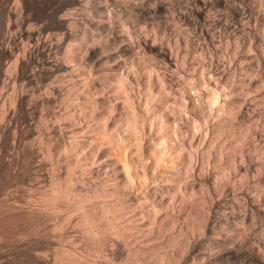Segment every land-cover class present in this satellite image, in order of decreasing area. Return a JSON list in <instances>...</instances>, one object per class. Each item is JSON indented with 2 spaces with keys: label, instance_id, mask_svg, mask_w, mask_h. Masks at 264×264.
<instances>
[{
  "label": "bare ground",
  "instance_id": "6f19581e",
  "mask_svg": "<svg viewBox=\"0 0 264 264\" xmlns=\"http://www.w3.org/2000/svg\"><path fill=\"white\" fill-rule=\"evenodd\" d=\"M7 1L8 0H0V3ZM80 1L81 0H14L15 8L11 10L10 4V10L8 9L5 13L6 25L4 27L3 25L0 26V90L4 89L3 87L8 84V82H5L7 77L10 79V76L8 75L5 77V74H12V77L14 75V82H16L15 80L23 81L19 89L14 88V93L10 98L9 107L12 109L13 115L18 112L17 108L25 109L26 112L37 105L51 108L58 96L63 102L68 95L70 96L72 93L73 96V93H75L76 95L78 94L77 97H83L82 100L84 101L83 103L86 104L85 106L89 105V110L86 108L88 110L86 111L87 116H89L87 118L95 122L94 124L89 122L93 124L92 126L89 123L87 124L86 130H89L88 134H90L89 138V135L86 136L87 139H89L88 144L86 141V144L89 146L87 155L84 159L83 157H80V159L79 156L75 157V152L80 148L79 144H81L78 138L76 139V136L78 137L76 131L80 133L77 127L81 129L80 125L82 123L76 122L78 125L80 124L79 126L72 123L73 119L76 120L75 118H77L73 117L76 110L74 109L73 113L70 112L72 107H69L70 110L65 103L70 111L66 109V112L63 113L61 108L64 105L62 107L61 105L64 103H60V108L58 107L59 109H57L56 112L61 110L62 115L60 112L58 117L55 116V122L58 121V124L60 119H63V122L65 120L66 123H68V121L71 122L65 126L63 125L64 128H61L59 125V130L63 129V132L61 131L64 133L63 137H66L68 141L67 147H63L64 151L60 149L62 152L66 153L67 148H70L72 149L70 151L75 153L73 155L74 158H79L81 161H84L81 162L79 159L75 161L68 159L67 161L65 159L66 165L64 170L66 173V180H61L62 176L60 177V173L57 174L58 170L56 171V165L53 164L55 162L51 163L55 154L49 152L52 156L54 154V157L49 155L52 158H45L51 159L50 163L54 165V168L48 177L47 187H45L43 191H41V195H39L43 207L41 206L42 208L37 210L38 215L36 213V216H34L35 224L39 226L46 219L51 217V210H54L53 212L56 214L58 209L55 211V208H60L62 201L68 202L70 208H68L64 202L63 203L67 206V210L71 209L72 213L70 212L68 216L65 214L66 216L64 219L66 221L63 218L60 220L66 223L69 219L75 217L73 220L71 219L73 225L83 231L81 234H85L84 241L80 239V241H83L81 245L86 241L85 244L88 247L85 245L84 249H81L82 253L80 250L77 251L79 249V241L77 243H75V241L72 242L74 238L69 231L73 240L72 238L69 239V236L68 242H70V244L66 241L67 243L64 242L66 244L64 245L67 246L69 244V246H75L73 245V243H75L77 244V248L75 247L77 250L67 249L68 247L62 248L61 245L58 246V243L57 245L51 246L53 248L58 246V248H52L53 252L50 251L52 254L51 259L49 258L50 256L48 257L49 250H46L47 253L45 254L44 251H42L43 253L40 252L39 255L30 256L28 260L29 264H75V261H78L80 255H91V253H93L91 256H93L94 253L105 256L106 260H104L106 263L101 262L102 264H107L108 260H110L109 262L111 264H213V262L215 263L217 260L229 261V264L230 261H241L240 264H264V43H262V37L260 38L261 34L258 36V33L254 31L257 26L254 29H252L253 27H249L250 25L248 24L252 23H250V21L247 25L244 24V18L248 17V15H245L247 14L246 7L237 4L235 0H214L212 5L221 11L225 9V12H218V14H216L217 18H214L216 17L214 15L212 19L215 20H213L214 22L211 24V14L209 16L210 12H205L209 0H194L198 7L195 9L193 8V10L190 11V16L184 17V19H188V21L192 23V29L194 30L193 34H195L196 37L188 32L191 36L182 37V41L184 44L189 45V51L193 49L194 51L201 52V54L199 53V57L204 53L205 56H202L205 57V60H202L204 59L202 56L200 57L201 60L198 58L196 61L195 59V62L191 64L192 70L191 68L188 69L191 71L190 75L195 78L196 84L204 87L202 90L200 89V91L197 90V92H192L191 89L194 88L193 85H191L192 88L190 87V82L192 80L191 76H188L189 74L187 75L188 77L186 76L187 79L189 77L191 78L190 82L189 80L187 82L182 78L183 75L181 76L180 74L182 72L185 73V69L184 67L180 68L178 66L177 55H179V49L177 48L178 51L176 50V55L172 49V44H168L170 43L171 37L167 43H165V41L163 42L162 39L159 40V37L156 36L157 32H154L155 30L153 28L155 26L152 20H150L152 21V29L154 32V36L152 37H150L148 35L149 32L147 33L146 31V35L139 34L141 31H138L139 33L135 31L138 34L136 33L132 37V35H129L130 32L128 34L127 29L125 31L123 28L124 24H122L123 22L121 21L123 18H126L124 17V11H127V13H125L128 16L129 12L134 9L133 7V9H130V6L134 3L129 4L125 2L122 6L123 10L119 7L120 12H114V20L118 21L121 26V28L120 26L116 28V26L113 25L115 21L112 20V16L109 15L108 18L105 16L108 13L106 10L107 13L103 12V14L105 13L104 21L100 19L101 17H98V19L95 18L92 15L93 13L90 12H96L102 9V1L106 0H84L86 3L82 4H87V7H85L88 9L85 11L86 9L83 6L84 10L80 7L84 12H80L81 10L79 11L80 8L78 7L81 3ZM135 1L136 0H132L131 2ZM173 1L174 0L171 2L174 4ZM177 1L178 0H176V2ZM163 2L166 3L167 0ZM106 3H108V1ZM115 3L118 4L117 1ZM155 4L157 5V2ZM146 5L148 6V4ZM167 5L168 4L165 6ZM183 5L185 6L184 3ZM258 5H260L261 9L264 11V0H259ZM191 6L193 5L191 4ZM254 6L256 7V5ZM48 7H53L56 9L57 13H61L57 15V17H59L56 23L62 31L61 33H56L54 39L52 37L53 35H44L36 23L35 25L37 27L32 26L31 24L34 23L31 21L29 27H27L26 23L25 28V22L22 18L23 9H45ZM257 7L255 9L259 10ZM178 8L181 7L178 6ZM145 9L147 10V8ZM174 9H176V7ZM187 9L189 10V8ZM182 10H184V8ZM188 10L187 13H189ZM102 11L100 16H103ZM134 11L135 10H133V12ZM173 12L172 14H174ZM214 12L216 11L214 10ZM97 13L98 15L100 14L99 11H97ZM259 13L262 14L263 12L259 11ZM153 15L157 16L158 14ZM258 15L257 13V16H255L257 20L259 19L257 18ZM154 17L155 16H153V18ZM130 19H128V21ZM153 20H155V18ZM159 20L162 21L163 19L159 18ZM165 20L167 19L165 18ZM133 21L134 25H137L135 24V20ZM142 22L145 21L142 20ZM165 23L167 22L165 21ZM168 23V26L171 25L169 21ZM140 24L141 23H139V25ZM183 24L185 23L183 22ZM134 25L132 27H134ZM210 25L214 26V31L209 27ZM255 25L254 23V27ZM145 26L147 25L145 24ZM14 27V31L12 30L13 32H11L10 30ZM182 28L184 29V27ZM139 29H141V27H139ZM142 29L146 30L144 27ZM174 29L175 28H173V32L175 31ZM77 30L83 32V34H81L82 36L85 35L84 33H86V31H91V33L93 31H98V34L100 33L99 37H106L103 38L105 39V43L100 41L102 38L98 40L95 37L97 40L93 39L91 44L89 43L90 40L89 42H85L88 45L84 46L85 49H82V46L78 44L79 42L77 41L80 37L78 36L77 38V34L79 33L76 32ZM186 31L185 33L187 34ZM256 31L258 32L260 30ZM87 33L90 36V33ZM96 33H93L92 36H98ZM150 35H152L151 31ZM92 36H90L91 39L93 38ZM197 36L199 37L197 38ZM176 37L174 36L173 38L175 39ZM225 37L232 40V45L235 44V46H238V52L234 50V55H236L233 57V60L234 62L236 61V64L237 61H241L242 64L244 62L245 66L244 64L243 66L246 73H244L242 66L243 70L241 69V73L245 75L237 74L236 70L238 69L235 67L238 68V66L234 67L230 61V63L227 62L226 59H224L227 55L226 57L223 56L224 58L220 57L225 55L222 47L225 48L227 41H224L225 44H221ZM160 38L165 39L162 36H160ZM23 39L26 41L23 42ZM64 40L68 42L66 43V50L63 56L60 58L52 56V51L59 46L58 44L60 41ZM75 40L78 42L77 44L80 45L79 49L81 48L83 53L80 51L81 49L78 51L76 50V43V46L70 45L72 41L75 42ZM175 43L178 44V41L176 40ZM72 46L75 47V53H73ZM227 46L229 47L230 45ZM183 49H186L185 52L188 50L185 46H183ZM193 50L191 52H193ZM226 51L227 48H225V52ZM145 52H147V55L149 53L152 59L149 68L148 66L150 64L142 59V57L145 56ZM195 53L196 52L193 54ZM187 54H190V52L188 53L187 51ZM119 55L126 57L130 56L136 68L132 70L124 69L125 66L123 68V64L126 63V58L121 57L123 58L122 60ZM230 56L228 57L230 58ZM187 57L189 58V56ZM192 57L193 56H191V58ZM76 58H78V60L79 58L82 59V63L81 60L78 61L80 62L78 65L80 66L81 64L82 66L80 67H83L82 69L86 66L85 64L83 65V59L85 58L88 60L90 62L89 71H95L97 75L105 71L113 72V76L116 78L117 83L120 84H117L114 88V95H116V98L113 97L114 101L111 99V102L109 98L108 102L104 101L100 103L98 98H89L88 95L85 94V91L90 88V86H88L91 83L90 79L93 81L94 76L91 78L88 77L87 79H90L87 82L85 81L86 83L82 80H79L81 81L80 83L77 82V80L73 78V76H75L74 74L77 75V69L75 70L76 66H71V64L74 65V60ZM180 59L181 62L184 63L182 61L184 59L183 55ZM186 59L185 62L188 61ZM123 61H125V63H123ZM148 61L150 60L148 59ZM241 62H238V65H240ZM185 64L187 63H184V66ZM241 67H239V70ZM85 68H87V66ZM91 71L89 73H91ZM86 72L87 70L85 73ZM93 72L91 74H93ZM54 73L56 75L60 74L58 76L62 74V76L56 78L58 76L55 77ZM187 73H189V71H187ZM52 74H54L52 77L55 78L50 81L49 78ZM91 74L88 76H91ZM33 79H35L36 82H38V79L40 80L39 82L48 79L50 81H47L44 85L43 92H41V94L39 93V95L34 98H32L33 94H29V91L27 92V89H24V85L31 82ZM67 81L69 83L71 82L70 86L64 85ZM68 82L67 84H69ZM227 86L229 87V91L227 90ZM103 87L105 86L103 85ZM225 87L227 89H225ZM63 89H65L64 92L62 91ZM86 92H88V90ZM250 92L256 93V96L254 94L252 95ZM76 95H74L75 98H77ZM96 95L97 94H95V96ZM250 95L254 96L253 98H256V101L250 98ZM0 97L2 96L0 95ZM261 104L263 105L262 107H257V105L261 106ZM101 105L103 110L97 115L95 111H97ZM214 105H216V115L212 113V107ZM81 106H84V104ZM2 108L1 106L0 122L4 119L5 122L7 120L5 117L8 115V108L4 110ZM11 109L9 111H11ZM45 113H43V115ZM80 114L81 113H79V115ZM85 115L82 117L85 118ZM42 116L39 119H42ZM213 116L215 117L211 119ZM93 119L95 121H93ZM32 121L34 122V120ZM42 121L39 122L42 123ZM47 121L48 119L46 123ZM11 123L12 121L10 124ZM89 126L93 129L89 128ZM90 130H92V134ZM62 133L60 136L63 135ZM15 135L17 137V134ZM16 137H14L13 143L16 141ZM41 139H44V137ZM41 139L39 141H41ZM46 140H48L47 136ZM65 143L66 142H64V144ZM129 147L130 150L127 152ZM62 152H60V155H64ZM98 154L101 155L100 157L104 156L106 158V163L104 162L105 158H102V161L107 167L106 169H111L113 173L112 178L114 179L117 177L119 183H112L111 185V182L109 183L108 180L103 177L105 175L103 172L106 169L102 172L103 163L98 164L101 161L97 162L96 165L93 164ZM69 155H71V152ZM82 156H84V154ZM162 160L166 164L163 163L162 165ZM8 162L9 165L13 163L10 159ZM60 162L61 161L58 163ZM0 163L5 164L6 162L0 157ZM168 164L171 165V167H168L169 170H166L163 175L161 171H157L159 166L163 167ZM61 165L63 164L61 163L59 166L61 167ZM83 165H85L84 168L88 165V172L86 173L88 176H85L84 173L87 167L85 171L81 169ZM76 170H80L84 175L79 176V172ZM75 171L76 173L78 172V176L76 177V174H74V178L73 173ZM101 174H103V176H101ZM108 175L110 176L109 178H111L110 173ZM108 175L105 176L107 177ZM100 176L101 180L105 178L111 186L107 185V183L96 184L100 182L95 181L98 180ZM40 178L38 179L40 180ZM73 179H75V181H73ZM137 183L139 184L140 191H138L139 193L136 191L137 195L136 193L134 195V191L136 190L135 185H137ZM69 184H72V186H69ZM33 191L35 190L33 189ZM60 209L63 210V208ZM64 209L66 208L64 207ZM58 211L62 212L61 210ZM67 212L68 211L65 210V213ZM63 214L64 212H62L61 215L56 214L57 217H53L55 218L53 220L56 221V219H59V216L62 217ZM73 214L76 216H73ZM61 221L60 225H58L59 221L57 222L60 228L66 226L63 222L61 226ZM256 222H259L261 228H259L261 232H257V235L252 232ZM69 225L67 223L68 227ZM257 227H259V225ZM42 228H40V230ZM60 228L55 229V231L57 230L56 232H58V230H60V233L63 232ZM73 229H75V227ZM78 230L76 235H79ZM71 231H73L72 228ZM36 232H38V229ZM30 234H32V232ZM54 234L52 233V235ZM37 236L35 235V237ZM61 236L62 235H60V238ZM60 238L58 240H60ZM47 239L45 241H47ZM65 239L66 238H64V240ZM61 241L63 242V240ZM8 248L4 250L6 251ZM85 248L87 249L86 251ZM83 252L86 254H83ZM12 256L13 255H11V257ZM8 258H10V256H8ZM107 258L109 259L107 260ZM3 259L1 261H3ZM87 259H91V264H96V262H92L93 258H89L88 256ZM100 259L99 256V260ZM85 261L87 262V260ZM87 263L90 264L89 262Z\"/></svg>",
  "mask_w": 264,
  "mask_h": 264
},
{
  "label": "rangeland",
  "instance_id": "374dc122",
  "mask_svg": "<svg viewBox=\"0 0 264 264\" xmlns=\"http://www.w3.org/2000/svg\"><path fill=\"white\" fill-rule=\"evenodd\" d=\"M108 1V3H106ZM118 2V4H116L115 2ZM132 0H106V1H102V4H101V7H102V9H103V11H102V9H100L101 11H102V15L104 16V14L105 13H107L105 16H107V18L109 17V15H111L110 17L111 18H113L112 20H114V12L115 13H119L120 12V8H121V10H123V4L126 2V3H129V4H133V5H131L130 6V9L132 8L133 10H135L134 12H133V10L131 11L132 12V14H131V12H129V14H128V16H127V11H124V17H126V18H123L122 19V21L121 22H123L122 24H124L123 25V28L125 29V31H126V29H127V32H128V34H129V32H130V36L132 35V37L139 31H141V33H139V34H144V35H146L148 32V35L150 36V37H152V36H154L153 35V33L155 32H157V34H156V36L157 37H159L158 39L160 40V39H162V41L164 42L165 41V43H167V41L169 40V38L171 37V40L169 41L170 43H168L169 45H171L172 44V49H173V51H174V53L176 54L177 52H176V50L178 51V49H179V51H178V54L179 55H177L178 56V66L180 67V68H183L184 67V69H185V73L184 72H182V73H184V74H182V73H180L181 74V76H182V78H184V80H186L187 82H188V80H189V82H190V80H191V78H192V80H191V82H190V87L192 88V86L191 85H193V88L194 89H191L192 90V92H197V90H199L200 91V89L202 90V88H204V87H201V86H199V85H197L196 84V81H195V78H193L191 75H190V70H188L189 68H191V70H192V66H191V64L192 63H194L195 62V59H196V61L198 60V58H199V60H201L200 59V57L202 56V55H204L205 56V54L203 53L200 57H199V53L201 54V52H199V51H194L192 48H190V49H192L193 50V52H191L192 50H190L189 51V45H186V44H184L183 43V41H182V39L184 38V37H188V36H191L190 34L192 33V36L194 35V37H196L195 36V34H193L194 33V30L192 29L193 28V26H192V23L191 22H189L188 21V19H184V17H188V16H190L189 14H190V11L191 10H193V8L195 9V8H197L198 6H197V4H196V2L194 1V0H178L177 2H176V0H174L173 2H174V4L171 2L172 0H167V2L165 3V2H163V1H166V0H136V1H138V2H131ZM151 2V3H149V2ZM155 1V2H154ZM187 1V2H186ZM236 1V3L237 4H239V5H241V6H244V7H246V13L247 14H245L246 16L248 15V17H246V18H244V20H243V22H245L244 24L245 25H247L248 24V22L250 21V23L251 24H248V25H250L249 27H253L252 29H254V28H256V26H257V28H259V29H254V31L256 32V33H258V36H259V34H261V36H260V38L262 39V43H264V11L261 9V7H260V5H258L259 4V0H246V1H244V0H235ZM249 1V2H248ZM12 0H8L7 2H2V3H0V26H2L3 25V27L6 25V23H7V21H6V18H5V16H6V12L8 11V9L10 10V4H11V10H13L14 8H15V2H14V0H13V5H12ZM81 3H80V5H79V7L78 8H85L86 10L85 11H87L88 9L86 8L87 7V4H82V3H86L84 0H81L80 1ZM104 2V3H103ZM131 2V3H130ZM143 2V3H142ZM145 2H146V4H148V6L145 4ZM157 2V5L155 4ZM161 2V3H160ZM179 2H180V5H179ZM252 2V3H251ZM8 3V4H7ZM122 3V4H121ZM178 3V4H177ZM183 3L185 4V6L183 5ZM190 3V4H189ZM214 3V0H209V4L206 6V8H205V12H210L209 13V16H210V14H211V19L214 17V15L216 16V17H214V18H217V15L216 14H218V12H225L223 9V11H221V10H219V9H217V8H215L214 7V5H212ZM247 3V4H246ZM251 3V4H250ZM104 4V5H103ZM105 4H108V5H105ZM135 4H138V5H135ZM141 4V5H140ZM146 6H145V5ZM163 4H168L167 6H165V5H163ZM187 4V5H186ZM188 4H189V6H188ZM191 4L193 5V6H191ZM150 5V6H149ZM151 5H153V6H151ZM177 5V6H176ZM251 5V6H250ZM254 5H256V7L257 6H259V7H257V9H259V10H256L255 8V6ZM83 6V7H82ZM86 6V7H85ZM117 8H116V7ZM169 6V7H168ZM170 6H171V8H170ZM178 6L179 7H181L182 9L184 8V10H182L181 8H178ZM8 7V8H7ZM105 9H104V8ZM109 7V8H108ZM112 7V8H111ZM120 7V8H119ZM138 7V8H137ZM144 7V8H143ZM164 7V8H163ZM168 7V8H167ZM173 7V8H172ZM176 7V9H174ZM212 7V8H211ZM52 8V9H51ZM81 8L79 9V11L81 10ZM84 8H83V10H84ZM107 8V9H106ZM115 8V9H114ZM141 8V9H140ZM145 8H147V10L145 9ZM158 8V9H157ZM169 8H170V10H169ZM187 8H189V10L187 9ZM214 8V9H213ZM251 8V9H250ZM117 9H118V11H117ZM144 9V10H143ZM156 9V10H155ZM212 9H213V12H212ZM83 10H81L80 12H84ZM100 10H97V11H99V15H98V13H97V11L95 12V11H90V12H92L91 14L95 17V18H97L98 19V17L101 19V20H103L104 21V19H105V16L103 17V16H100L101 15V11ZM107 12H106V11ZM114 10V11H113ZM116 10V11H115ZM155 10V11H154ZM182 10V11H181ZM187 10H188V12L189 13H187ZM214 10L216 11V12H214ZM219 10V11H218ZM252 10V11H251ZM33 11V12H32ZM49 11V12H48ZM78 11V12H79ZM154 11V12H153ZM171 12V14H170V12ZM173 11H175V12H173ZM180 11V12H179ZM256 11V12H255ZM259 11H261V12H263L262 14L261 13H259ZM29 12V13H28ZM103 12H105L104 14H103ZM113 14H112V13ZM126 12V13H125ZM136 12V13H135ZM142 14H141V13ZM148 12V13H147ZM151 12V13H150ZM172 12L174 13V14H172ZM212 12V13H211ZM251 12V13H250ZM254 12H255V14H254ZM97 13V14H96ZM134 13H135V15H134ZM178 13H179V15H178ZM250 13V14H249ZM257 13L259 14L258 15V17L257 18H259L258 20L256 19V17L255 16H257ZM31 14V15H30ZM61 13H57V11H56V9L55 8H53V7H48V8H45V9H41V8H26V9H23V12H22V18L24 19V22H25V28H26V23H27V27H29V24L32 22V23H34V24H31L32 26H36V25H38V27H40V29H41V31L43 32V34L44 35H46V34H50L52 37H53V39H54V35L56 34V33H61V31L62 30H60V28L58 27V25H57V23H56V21L58 20V17H57V15H60ZM139 16H137V15ZM141 16H140V15ZM153 14H158L157 16L156 15H153ZM160 14V15H159ZM170 14V15H169ZM188 14V15H187ZM207 14V13H206ZM98 15V16H97ZM143 15V16H142ZM149 15H151V16H149ZM162 15V16H161ZM186 15V16H185ZM252 15V16H251ZM97 16V17H96ZM153 16H155L154 18H155V20H153L154 18H153ZM175 18H174V17ZM208 16V15H207ZM250 16V17H249ZM260 16V17H259ZM262 16V17H261ZM33 17V18H32ZM137 17V18H136ZM179 17V18H178ZM181 17V18H180ZM209 17V18H210ZM252 17H253V19H252ZM29 18V19H28ZM56 18V19H55ZM103 18V19H102ZM107 18H106V20H107ZM131 18V19H130ZM134 18V19H133ZM159 18L160 19H163L162 21L161 20H159ZM165 18L167 19V20H165ZM5 19V20H4ZM99 19V20H100ZM125 19V20H124ZM128 19H130L129 21H128ZM135 20V24H137V25H134V21L133 20ZM182 19V20H181ZM250 19H252V20H250ZM29 20V21H28ZM126 20H127V22H126ZM132 20V21H131ZM139 20V21H138ZM142 20L143 21H145V22H142ZM150 20H152L153 21V23H154V28H153V25H152V21H150ZM210 20V19H209ZM213 20H215V19H212V20H210V22H211V24H212V22H214ZM27 21V22H26ZM31 21V22H30ZM37 21V22H36ZM115 21V23L113 24V25H115L116 26V28H119V26H120V24L118 23V21H116V20H114ZM113 21V22H114ZM154 21H156V22H154ZM158 21H159V23H160V25H159V23H158ZM165 21L168 23V21L171 23V25H169L168 26V24L167 23H165ZM182 21V22H181ZM186 21V22H185ZM47 22V23H46ZM133 24H132V23ZM138 22V23H137ZM149 22V23H148ZM173 22V23H172ZM183 22L185 23V24H183ZM247 22V23H246ZM35 23H36V25H35ZM117 23V24H116ZM128 23V24H127ZM131 23V24H130ZM139 23H141L140 25H139ZM161 23H163V24H161ZM254 23L256 24L255 25V27H254ZM40 24V25H39ZM42 24V25H41ZM145 24L147 25V26H145ZM157 24V25H156ZM131 26V28L133 29H131L130 28V26ZM134 25V27H132ZM118 26V27H117ZM158 26V27H157ZM164 26H167V27H169V28H167V27H164ZM180 26V27H179ZM259 26V27H258ZM37 27V26H36ZM57 27V28H56ZM139 27H141V29L144 27L146 30H141V29H139ZM152 29H154L155 31L153 32V29L151 30L150 28ZM157 27V28H156ZM171 27V28H170ZM182 27H184V29L182 28ZM211 29H213V31L215 30L214 29V26L213 25H210L209 26ZM238 27H240V26H238ZM120 28H121V26H120ZM159 28V29H158ZM165 28H167V29H165ZM173 28H175L174 30V32H173ZM182 28V29H181ZM14 29H15V27L14 28H12L10 31L11 32H13L14 31ZM138 29V30H137ZM147 29H148V31H147ZM161 29V30H160ZM188 29V30H187ZM239 29V28H238ZM13 30V31H12ZM129 30V31H128ZM131 30V31H130ZM158 30H159V32H158ZM166 30V31H165ZM187 30V31H186ZM256 30H260V31H256ZM48 31H49V33H48ZM51 31V32H50ZM53 31V32H52ZM134 33H133V32ZM135 31H137V32H135ZM144 31V32H143ZM147 33H146V32ZM150 31H151V33H152V35H150ZM170 31V32H169ZM179 33H177V32ZM185 31L187 32V34L185 33ZM192 31V32H191ZM46 32V33H45ZM76 32H79L78 34H77V38H78V36H80L78 39H77V41L79 42H77L76 40H75V42L74 41H72V44H70V45H74V46H76L77 45V47H76V50L78 51V50H80L79 49V46L81 45L82 46V49L84 48L85 49V47L84 46H87L88 44H86L85 42H89V40H90V44H91V42H92V40L93 39H98L99 40V38L101 39L102 37H99L100 35V33L98 34V31H93L92 33H91V31H86V33H84L85 35L84 36H82L81 34H83V32H81V30H77ZM87 32H89L90 33V36H92L93 35V33L95 34L96 32V34L98 35V36H92L93 38L91 39L90 38V36L88 35V33ZM143 32V33H142ZM166 33V34H164V33ZM168 32V33H167ZM188 32H190V34H188ZM259 32H261V33H259ZM54 33V34H53ZM137 33V34H138ZM146 33V34H145ZM172 33V34H171ZM176 33H177V35H176ZM164 34V35H163ZM173 35V36H170V35ZM87 35V36H86ZM179 35H182V36H179ZM89 36V37H88ZM103 36V35H102ZM160 36H162V37H164L165 39H163V38H160ZM176 37L175 39L173 38V37ZM83 38V40H82V38ZM86 37H87V39H86ZM96 37V38H95ZM183 37V38H182ZM199 36H197V38H198ZM81 38V39H80ZM90 38V39H89ZM103 38H106L105 36H103ZM102 38V40H100L102 43L104 42V40L105 39H103ZM96 39V40H97ZM227 37H225V39L223 40V43H221V44H225V42L227 41V43H226V46L227 45H230L229 47L227 46H225V45H223V46H225V48H227V51L225 52V48L224 47H222L223 48V50H224V54L225 55H222V56H220L221 58H224V57H226V55H227V57L226 58H224V59H226V61L227 62H231V64H233L234 65V67L235 66H238V68L237 67H235L236 69H238V70H236L237 71V74H241V75H245V74H242L241 72H242V70L244 69V66H245V64H244V62H243V64H244V66H243V64H242V62L241 61H237V64H236V61L234 62V60H233V57L236 55H234V50L235 51H237L238 52V46H235V44H231L232 43V40H230V39H227ZM173 40H174V42H173ZM178 41V44H176L175 43V41ZM181 40V41H180ZM200 40H202V39H200ZM228 40H230V41H228ZM26 40L25 39H23V42H25ZM53 41H55V40H53ZM99 41V42H100ZM225 41V42H224ZM61 42V43H60ZM59 42V48L57 47L56 49H54L53 51H52V56H55V57H57V58H60V57H62L63 56V53L65 52V50H66V43L68 42V41H60ZM74 42V43H73ZM181 42V43H180ZM71 43V42H70ZM75 43H76V45H75ZM80 44V45H78V44ZM86 45H85V44ZM105 43V42H104ZM175 44V48H174V44ZM180 43V44H179ZM229 43V44H228ZM84 44V45H83ZM180 45V46H179ZM264 45V44H263ZM62 46V47H61ZM74 46H72V50H73V53H75L74 51H76L75 50V47ZM183 46H185V48L187 47V51H188V53L190 52V54H187V51L185 52V50L183 49ZM181 47V48H180ZM74 48V49H73ZM178 48V49H177ZM234 48V49H233ZM82 49L80 50L81 52H82ZM109 49H111V48H109ZM175 49V50H174ZM232 49V50H231ZM55 51H57V52H55ZM79 51V52H80ZM84 51V50H83ZM55 52V53H54ZM180 52V53H179ZM185 52V53H184ZM194 52H196L195 54H193ZM230 52V53H229ZM236 52V53H237ZM83 53V52H82ZM147 52H145L144 53V55L145 56H143L142 57V55H141V57H142V59L145 61V62H148L147 64L149 65H147V64H144L145 66L147 65L148 66V68L151 66V56H150V54L148 53V55L146 54ZM232 53H233V56H232ZM184 54H186V55H184ZM193 54V55H192ZM228 54H230V55H228ZM121 55V54H120ZM119 55V56H120ZM183 55V57H184V59L182 60L184 63H187V64H185V66H184V63H182L181 62V56ZM187 56H189V58L187 57ZM191 56H193L192 58H191ZM194 56H195V58H194ZM197 56V57H196ZM204 56H202L204 59H202V60H205V57ZM224 56V57H223ZM228 56H230V58L228 57ZM121 57H125L124 59H125V61H126V63H125V61H123V63H125V64H123V68H124V66H125V68L124 69H129V70H132V69H135L136 68V66L133 64V61H132V59H131V57L129 56H120V58ZM148 57V58H147ZM186 57H187V59H186ZM230 60H229V59ZM122 60H123V58H121ZM148 59L150 60V61H148ZM180 59V60H179ZM185 59L186 60H188V61H186L185 62ZM193 61H191V60ZM81 60V63H82V59H80L79 58V60H78V58H76L73 62H74V65L73 64H71V66L73 67H77V65L80 63V62H78V61H80ZM84 61H83V65L85 64L86 66H87V68H85L84 67V69H86L87 70V72L89 71V69L88 68H90V62L88 61V60H86L85 58L83 59ZM190 60V61H189ZM232 60V61H231ZM84 62H88L87 64L86 63H84ZM179 62H180V64H179ZM190 62V63H189ZM229 62V63H230ZM233 62V63H232ZM241 62V64L240 65H238L239 63ZM182 63V64H181ZM77 64V65H76ZM182 65V66H181ZM80 66H82L81 64H80ZM79 65H78V67L76 68L75 67V70H76V73H77V75L76 74H74L75 76H73V78L74 79H76L77 80V82H81V81H79V80H82L84 83H86L91 77H93L94 76V80L92 81V79H90L91 81V83L88 85V86H90V88H88L87 90H88V92H86L85 91V94H87L88 95V97L90 98V97H92V98H98V101L101 103V102H104V101H109V98H110V101H111V99H112V101H114L113 99L114 98H116L115 96L116 95H114L115 94V92H114V88L116 87V85L117 84H119V83H117V81H116V78L113 76L114 74H113V72H108V71H105V72H103V73H99L98 75L97 74H95V71L93 72V71H91V73L93 72V74H91V73H89L88 72V74L86 75V73H85V71L86 70H84V69H82L81 67H80ZM89 66V67H88ZM133 66V67H132ZM135 66V67H134ZM187 66V67H186ZM191 66V67H190ZM243 67V69H242V67ZM129 67V68H128ZM239 67H241L240 68V70H239ZM242 69V70H241ZM94 70V69H93ZM77 71H79V72H77ZM187 71H189V73H187ZM244 71V73H246L245 72V69L243 70ZM240 72V73H239ZM60 73V72H59ZM55 74V73H54ZM54 74H52L51 75V77L54 75ZM89 74H91V76H88ZM95 74V75H94ZM189 74V75H188ZM10 76V79H9V77H7V76ZM12 74H5V77H7V81L5 80V82L7 83L8 82V84H6L5 85V87H3L4 89H1L0 90V95L2 96V97H0L1 98V100H0V107L2 106L3 108V110L4 109H7V116L5 117L7 120L4 122V120L3 121H1L0 123V157L1 158H3L4 160H5V164H1L0 163V264H29V257L30 256H32V255H39L40 254V252H42V251H44V254L45 253H47L46 252V250L48 251L49 250V252H48V257L51 259L52 258V254L50 253V251L51 252H53V249L54 248H58V246L59 245H61V247L63 248H67V249H76L77 247H76V245L77 244H75V243H77L78 241V247H79V249L77 250V251H79L80 250V252L84 249V247H85V243H86V241L82 244V245H84V246H82L81 245V242H83L84 241V236H85V234L83 235V234H81L83 231H81L80 230V228H78V227H76V226H74L73 225V222H72V220L75 218H71V219H69V221L68 222H64V221H61L62 220V218L64 219V217L66 216L65 214H67V216H68V214L70 215V212L72 213V211H71V209H68L67 210V206H68V208H70V206L68 205L69 203L67 202H64V201H62V205H60L61 207L60 208H63V210L62 209H60V208H55V211L58 209V210H61L62 212H64V214L62 215V217H60L59 216V219H58V221H57V219H56V221L55 220H53V219H55L56 217H57V215H61L62 214V212H59L58 210V213H57V211H56V214L51 210V212H52V215H51V217L50 218H48V219H46L44 222H45V225H44V222L43 223H41L39 226H37L36 224H35V217L34 216H36V213H37V215H38V209H40V208H42L43 207V205H42V203H41V201H40V196L39 195H41L40 193H41V191H43V189L45 188V187H47V182H48V177H49V175H50V172L52 171V169L54 168V165H56L55 166V168H56V171H57V174H59L60 173V177H61V180H66V173H65V165H66V163H65V159L68 161V159H71V161H75V160H78L80 157H83V159H84V157L87 155V153H88V151H89V146L87 145L88 144V141H89V139H87V137L86 136H88V138L90 137V134H88L89 132V130L87 131L86 129H87V124L89 123V122H91V123H95V122H92V119H88L87 117H89V116H87V113H86V111H88L89 110V105H87V106H85L86 104L85 103H83L84 101L82 100L83 99V97H77L78 96V94L76 95L75 93H73V96H72V93H71V95L69 96H67L66 97V99L64 100V101H66V102H62L61 100H60V97L58 96V98H56L55 99V101L56 102H54L53 103V105L51 106V108H46V107H40L39 105H37V106H34L33 108H31L28 112H26L25 111V109H20V108H17L18 109V112H16V114L15 115H13V113H12V109L9 107L10 106V98H11V95L14 93V88H17V89H19L21 86H22V82L23 81H20V80H15L16 82H14V75H13V77L11 76ZM58 75H60V74H55L54 76L56 77V76H58ZM191 76V78L189 77L188 79H187V77L188 76ZM61 76H62V74H61ZM61 76H58V77H56V78H60ZM186 77V79H185V77ZM12 77V78H11ZM49 78L50 79V81H52V80H54V78L55 77H52V78ZM88 77H90L89 79H87ZM206 77H207V75H206ZM72 78V79H73ZM49 79L48 80H46V81H41V82H39L40 80L38 79V82H36L35 81V79H33V80H31V82H29V83H26L25 85H24V89H27V92L29 93V94H33L32 95V98H34V97H37L38 95H39V93L41 94V92H43V90H44V85L47 83V81L48 82H50L49 81ZM52 79V80H51ZM73 79V80H74ZM194 79V80H193ZM10 81V82H9ZM75 81V80H74ZM86 81V82H85ZM193 81H195V82H193ZM44 82V83H43ZM68 82V81H67ZM67 82H65L64 83V85L66 84V85H68V86H70V84H71V82L69 83V84H67ZM76 82V81H75ZM82 82V83H83ZM105 82V83H104ZM36 83H37V85H36ZM81 83V84H82ZM93 83V84H92ZM104 83V84H103ZM195 85H194V84ZM39 84H40V86H39ZM95 84V85H94ZM33 85V86H32ZM103 85L105 86V87H103ZM107 85V86H106ZM120 85V84H119ZM198 87H197V86ZM16 86V87H15ZM30 86V87H29ZM36 87V88H35ZM35 88V89H34ZM42 90H41V89ZM64 88H65V86H64ZM105 88V89H104ZM228 88V89H227ZM227 88L225 87V89H227L228 91H229V87L227 86ZM38 89V90H37ZM41 90V91H40ZM64 90L65 89H63L62 91L64 92ZM226 90V91H227ZM90 91V92H89ZM113 91V92H112ZM247 91V90H246ZM38 92V93H37ZM35 93V94H34ZM249 93V92H248ZM252 95L254 94L255 96H256V93H253V92H250ZM92 94V95H91ZM95 94H97L96 96H95ZM30 95V96H31ZM74 95H76V97L77 98H75L74 97ZM228 95V94H227ZM226 95V96H227ZM248 96V95H247ZM68 97H70V98H68ZM74 97V98H73ZM104 97V98H103ZM114 97V98H113ZM250 98H253L254 96H249ZM67 98H68V100H67ZM80 98V99H79ZM73 99V100H72ZM256 99V98H255ZM254 98H253V100H255ZM59 102H58V101ZM75 100V101H74ZM78 100V101H77ZM80 100V101H79ZM101 100V101H100ZM71 101V102H70ZM73 101V102H72ZM111 101V102H112ZM256 101V100H255ZM79 102V103H78ZM56 103H58V104H56ZM62 103H64V104H61ZM67 104V106H68V108L70 107H72V110L70 111V110H68V108H67V106H66V104ZM73 103V104H72ZM84 104V106H81V105H83ZM56 104V105H55ZM71 104V105H70ZM58 105V106H57ZM61 105V110L63 111V113H65L66 111V109H67V111H70V112H74V109L76 110V113L74 114V118L75 117H77V118H75L76 120H74L73 119V122L72 123H75L76 125H78L76 122H78V123H82L80 126H81V129L79 128V127H77V130H79L80 131V133L78 132V131H76V134L78 135V137L76 136V139L78 138V140H79V143H81V144H79L80 146V148L75 152L76 153V155H74L75 153H72V151H70V150H72V149H70V148H67V152H66V150H65V152L67 153H64V152H62V150L61 149H63V147H65L67 144H68V141L66 140V137H63L64 136V133H62L63 132V129L62 130H59L60 128H59V125L61 126V128H64L63 127V125L65 126V125H67V124H69V123H71L70 121H68V123H66V121L64 120V122H63V119L61 120L60 119V121H61V123H60V121H59V123L57 124V122L58 121H56L55 122V118L56 117H58L59 115H60V112H61V115H62V111L61 110H58V112H56V110L57 109H59L60 106ZM66 106V107H65ZM76 106V107H75ZM79 106V107H78ZM215 106L216 105H214L213 107H212V113L213 114H215L216 115V111H215ZM263 105L261 104V106H259V105H257V107H262ZM54 107H56V108H54ZM59 107V108H58ZM81 107V108H80ZM11 109V111H9L10 109ZM43 108H45V109H43V113H45L44 115H43V113H42V109ZM53 108V109H52ZM65 108V109H64ZM78 108V109H77ZM79 108H80V110H79ZM85 109V110H83V109ZM88 110H87V109ZM39 109V110H38ZM51 109V110H50ZM19 110H20V112H19ZM31 110H33V111H31ZM45 110V111H44ZM48 110V111H47ZM103 109H102V105H101V107L99 106V108H98V112L97 111H95V113L97 114V115H99L100 113H101V111H102ZM40 111H41V113H40ZM51 111V112H50ZM81 111V112H80ZM49 112V113H48ZM55 112V113H54ZM77 112H78V114H77ZM83 112V113H82ZM183 112V111H182ZM32 113V114H31ZM79 113H81L80 115H79ZM18 114V115H17ZM31 114V115H30ZM83 114V115H82ZM86 114V115H85ZM40 115V116H39ZM44 116V118H43V116ZM78 115V116H77ZM84 117V115H85V118H86V120H87V123H86V120H85V118H83L82 116ZM96 115V116H97ZM32 117V119H31V117ZM34 116V117H33ZM42 116V119H39L40 117ZM46 116H47V118H46ZM52 116V117H51ZM56 116V117H55ZM79 116H81V117H79ZM215 116H213V117H211V119L212 118H214ZM78 118H81V119H78ZM8 119H10V120H8ZM48 119V121H47V123H46V120ZM84 119V120H83ZM20 120V121H19ZM32 120H34V122L32 121ZM43 120V121H42ZM45 120V121H44ZM12 121V123L10 124V122ZM15 121H17V122H15ZM39 121H42V123L41 122H39ZM93 121H95L94 119H93ZM19 122V123H18ZM51 122V123H50ZM55 122V123H54ZM2 123H4V124H2ZM44 123V124H43ZM91 123H89V124H91ZM9 124H10V126H9ZM21 124V125H20ZM26 124V125H25ZM40 124V125H39ZM43 124V125H42ZM83 124H84V126H83ZM93 124H91V126L93 125ZM5 125H7V126H5ZM45 125H46V127H45ZM78 125V126H79ZM86 125V126H85ZM13 126V127H12ZM17 126V127H16ZM22 126H23V128H22ZM38 126V127H37ZM48 126V127H47ZM91 126H89V128H91ZM5 127H6V129H5ZM37 127V128H36ZM84 127V128H83ZM17 128V129H16ZM35 128H36V130H35ZM40 128V129H39ZM57 128V129H56ZM52 129V130H51ZM91 129H93V128H91ZM4 130V131H3ZM12 130V131H11ZM13 130H14V132H16V133H14L13 132ZM18 132H17V131ZM41 130V131H40ZM11 131V132H10ZM47 131V132H46ZM62 131V132H61ZM87 131V132H86ZM92 130H90V132H91ZM8 132H9V134H8ZM21 132V133H20ZM63 134V135H61L60 136V134L61 133ZM80 134H78V133ZM13 133V134H12ZM41 133V134H40ZM49 133V134H48ZM87 133V134H86ZM94 133V132H93ZM4 134V135H3ZM15 134H17V137H16V135ZM40 134V135H39ZM44 134V135H43ZM48 134V135H47ZM91 134H92V132H91ZM14 135V136H13ZM37 135H38V138H37ZM42 135H43V137H44V139H41V138H43L42 137ZM51 135V136H50ZM46 136H47V139L48 140H46ZM80 136V137H79ZM14 137H16L17 139H16V141L13 143V141H14ZM50 137V138H49ZM55 137V138H54ZM52 138V139H51ZM33 139V140H32ZM36 139V140H35ZM41 139V141H39ZM81 139H82V142H81ZM85 139V140H84ZM87 139V140H86ZM145 139V138H144ZM22 140V141H21ZM26 140V141H25ZM32 140V141H31ZM43 140H44V142L45 141H47L48 142V144H47V142H43ZM62 140V141H61ZM84 140V141H83ZM25 141V142H24ZM28 141H31V142H28ZM36 141V142H35ZM39 141V142H38ZM52 142V144H51V142ZM86 141H87V144H86ZM27 142H28V144H27ZM64 142H66L65 144H64ZM42 145H41V144ZM50 143V144H49ZM54 143V144H53ZM60 143V144H59ZM11 144V145H10ZM34 144H35V146H34ZM44 144H46V145H44ZM16 145V146H15ZM52 145H54V146H52ZM14 146H15V148H14ZM34 146V147H33ZM49 146H50V148H49ZM62 146V147H61ZM84 146H86V147H84ZM44 147V148H43ZM47 147V148H46ZM56 147V148H55ZM67 147V146H66ZM9 148V149H8ZM12 148V149H11ZM61 148V149H60ZM43 149V150H42ZM49 151H48V150ZM60 149V150H59ZM88 149V150H87ZM10 150V151H9ZM45 150V151H44ZM130 150V147L127 149V152ZM63 151H64V149H63ZM71 152V155H69L70 154V152ZM52 152V153H54L55 154V157H54V154H53V156L50 154V153ZM56 152V153H55ZM60 152H62V154H64V155H60L61 153ZM73 152H74V150H73ZM85 152V153H84ZM39 153V154H38ZM44 153V154H43ZM47 155H46V154ZM59 153V154H58ZM78 153V154H77ZM80 153H81V155H80ZM3 154V155H2ZM58 154V155H57ZM65 154H66V156H67V158H66V156H65ZM84 154V156H82ZM43 155H44V157H43ZM46 155V156H45ZM52 156V157H54L55 158V161H54V158L51 160V159H46V158H49L50 156ZM75 157H78L79 156V158L77 159V158H74V156ZM9 156V157H8ZM61 156V157H60ZM65 156V157H64ZM70 156V157H69ZM71 156H72V158H71ZM101 155H97V159L95 160V163H93L94 165H96V163L97 162H99V161H101V162H99L98 164H102L103 163V167H102V172L107 168L106 167V165H105V163H106V158L104 157V156H102V157H100ZM11 157V158H10ZM46 157V158H45ZM52 157H50V158H52ZM43 158V159H42ZM59 158V159H58ZM99 158H101V159H99ZM102 158L105 160L104 162L102 161ZM8 159V160H7ZM9 159H10V161H13V163L11 164V165H9L8 163V161H9ZM57 159V160H56ZM81 159V158H80ZM79 159V160H80ZM99 159V160H98ZM40 160H42V161H40ZM47 160V161H46ZM50 160H51V163H53V162H55V163H53V164H51L50 163ZM57 161V162H56ZM59 161H61L60 163H58ZM63 161V162H62ZM66 161V162H67ZM81 161V160H80ZM84 160H82L81 162H83ZM48 162V163H47ZM162 162V165H163V163H164V161L162 160L161 161ZM63 164V165H61V167L59 166L60 164ZM57 164H59V165H57ZM97 164V165H98ZM164 164H166V163H164ZM52 165H53V167H52ZM161 165V166H162ZM10 166V167H9ZM51 166V167H50ZM59 166V167H58ZM84 166L85 165H83V167L81 168V169H84V171H85V169H86V167L88 166H86L85 168H84ZM90 166V165H89ZM165 166H167V167H165ZM58 167V168H57ZM165 167V168H164ZM168 167H171V165H164L163 167H160L159 166V169H157V171H161L162 172V175L166 172V170H169V168ZM108 168H109V166H108ZM164 168V169H163ZM167 168V169H166ZM49 169V170H48ZM61 169V170H60ZM78 169H80V168H78ZM80 169V170H81ZM80 170H76V171H78L77 173L79 174V176L81 175V176H83L84 175V173H85V176L87 175L88 176V174H86L87 172H88V167H87V169H86V172H80ZM62 171V172H61ZM76 171L73 173V177L75 178V175L74 174H76V177L78 176L77 175V173H76ZM83 171V170H82ZM108 171H109V173H110V175H111V178H109L110 176L108 175L109 173H108ZM37 172V173H36ZM107 172V173H106ZM160 172V173H161ZM49 173V174H48ZM80 173H83V174H80ZM105 175H108L107 177L104 175L103 176V174H101V176H103V177H105L107 180H108V182L112 185V183L113 184H116V183H119L118 181V178L116 177V178H112L113 177V173H112V171H111V169L109 168L108 170L106 169L104 172H103ZM158 173V172H157ZM159 174V173H158ZM36 175V176H35ZM84 176V177H85ZM101 176L99 177V179L98 180H95V181H100V182H95L96 184H103V183H107V185H109V183L107 182V180L105 179V178H103V180H101ZM37 177V178H36ZM42 179H41V178ZM115 177V176H114ZM38 178H40V180L38 179ZM36 179V180H35ZM104 179H105V181H104ZM117 181H116V180ZM73 181H75V179H73ZM75 183V182H74ZM34 184V185H33ZM42 184V185H41ZM40 185V186H39ZM45 185V186H44ZM72 186V184H69V186ZM111 185H109V186H111ZM30 186H31V188H30ZM42 186V187H41ZM136 187V190L134 191V195H135V193H136V195H137V192L138 191H140L139 190V184L137 183V185H135ZM27 187V188H26ZM38 187V188H37ZM37 188V189H36ZM137 188H138V190H137ZM30 189H32V190H30ZM33 189L35 190V191H33ZM30 190V191H29ZM37 190V191H36ZM137 191V192H136ZM139 193V192H138ZM35 196V197H34ZM114 197H116V196H114ZM30 198V199H29ZM36 200H35V199ZM27 199H29V200H27ZM31 200V201H30ZM37 201H39V202H37ZM17 202V203H16ZM30 202V203H29ZM33 202V203H32ZM67 205H64V203ZM29 203V204H28ZM38 203V204H37ZM41 204V205H40ZM40 205V206H39ZM42 206V207H41ZM63 206V207H62ZM39 207V208H38ZM64 207L66 208V209H64ZM34 208V209H33ZM65 210L66 211H68L67 213H65ZM34 214V215H33ZM54 214H55V216H54ZM73 216H76L75 214H73ZM53 217H55V218H53ZM70 217H72V216H70ZM61 219V220H60ZM53 220V221H52ZM65 220V219H64ZM68 220V219H67ZM71 220V221H70ZM60 221H61V226L63 225V223L66 225V226H62L61 228H60V226H58V225H60ZM66 221V220H65ZM51 222H53V223H51ZM56 223V226H57V228H60L61 229V231H63V232H59L60 230H58V232H56L55 231V229H57L56 228V226H55V223ZM59 224H58V223ZM63 222V223H62ZM69 222H70V225H69ZM72 222V223H71ZM47 223V224H46ZM49 223V224H48ZM67 223H68V225H69V227L67 226ZM258 223V224H257ZM58 224V225H57ZM256 224V225H255ZM254 224V226H253V233H255L256 235L258 234L257 232H261V228H260V224H259V222H256ZM14 225V226H13ZM55 226V229H54V226ZM259 225V227H257ZM34 226V227H33ZM45 228H44V227ZM9 227V228H8ZM43 227V228H42ZM75 227V229H73ZM35 228V229H34ZM40 228H42L41 230H40ZM50 228V229H49ZM51 228H52V232H51ZM64 228V229H63ZM65 228H66V230H65ZM71 228H72V230L73 231H71ZM255 228H256V231H255ZM260 228V229H259ZM37 229H38V232H36L37 231ZM48 229V230H47ZM63 229V230H62ZM79 229V230H78ZM36 230V231H35ZM64 230H65V232H64ZM77 230H78V233H79V235H76V232H77ZM258 230H260V231H258ZM48 233H47V232ZM54 231V232H53ZM72 233V235H73V238H74V240H73V238H72V235H71V233ZM18 232H19V234H18ZM32 232V234H30ZM46 232V233H45ZM56 232V233H55ZM69 232V233H68ZM75 232V233H74ZM52 233L54 234V235H52ZM58 233V234H57ZM77 233V234H78ZM7 234V235H6ZM34 234V235H33ZM37 234H38V236H37ZM42 234V235H41ZM64 234V235H63ZM68 236H67V235ZM22 235V236H21ZM27 235V236H26ZM31 235V236H30ZM35 235L37 236V237H35ZM40 235V236H39ZM60 235H62L61 236V238H60ZM75 235V236H74ZM82 235H83V237H82ZM34 236V237H33ZM57 237V238H55V237ZM59 236V237H58ZM67 236V237H66ZM70 236V237H69ZM5 237V238H4ZM21 237V238H20ZM38 237H40V238H38ZM62 237H63V239H62ZM68 237H69V239L70 238H72V240H70V241H72V242H74L75 241V243H73V245H75V246H72V245H70V246H72V247H70L69 246V244H70V242H68ZM75 237H77V238H75ZM80 237V238H79ZM16 238V239H15ZM26 238H27V240H26ZM29 238V239H28ZM36 238V239H35ZM48 238V239H47ZM52 238V239H51ZM60 238V240H58ZM64 238H66L65 240H64ZM12 239H14V240H12ZM23 239V240H22ZM47 239V241H45ZM54 239V240H53ZM80 239L82 240L83 239V241H80ZM12 240V241H11ZM34 240V241H33ZM38 240V241H37ZM53 240V241H52ZM61 240H63V242L61 241ZM77 240V241H76ZM32 241V242H31ZM40 241V242H39ZM55 241V242H54ZM56 241H58V242H56ZM69 243L67 246H65L66 244L65 243H67V242ZM25 242H28V243H25ZM42 242V243H41ZM62 242V243H61ZM65 242V243H64ZM72 242H71V244H72ZM39 243V244H38ZM50 243V244H49ZM59 243V244H58ZM61 243V244H60ZM79 243H80V246H79ZM7 244V245H6ZM29 246H27V245ZM45 244H47V245H45ZM58 244V246L56 247H51V246H53V245H57ZM65 244V245H64ZM41 245V246H40ZM64 245V246H63ZM7 246V247H6ZM13 246V247H12ZM17 246V247H16ZM87 246V245H86ZM9 247V248H8ZM21 247V248H20ZM49 247V248H48ZM76 247V248H75ZM81 247V248H80ZM88 247V246H87ZM86 247V248H87ZM3 248V249H2ZM5 248H8V249H6V251L4 250ZM53 248V249H52ZM85 248V251L87 250ZM43 249V250H42ZM82 249V250H81ZM20 250V251H19ZM32 250V251H31ZM36 250V251H35ZM39 250V251H38ZM41 250V251H40ZM3 251V252H2ZM33 252V253H31V252ZM38 251V252H37ZM6 252V253H5ZM27 253V254H26ZM36 253V254H35ZM43 253V252H42ZM82 253V252H81ZM83 254H86V253H84L83 252ZM93 253H91V255H92ZM11 255H13L12 257H11ZM87 255V256H86ZM85 256L84 255H80L79 256V258H78V261L76 260L75 261V264H83V263H85L86 261L85 260H87V262H89L90 264H91V259H87L88 258V256H89V258L91 257V258H93L92 259V262H96V264H98V263H101V262H103V263H106L105 262V260H106V257L105 256H103V255H101V254H98V253H94V255L93 256H91V255H89V254H86ZM8 256H10V258H8ZM16 256V257H15ZM45 256V255H44ZM94 256H96V257H94ZM97 256H98V258H97ZM99 256H100V260H99ZM103 257H105V258H103ZM5 260H4V259ZM19 260H18V259ZM23 258V259H22ZM83 258V259H82ZM3 259V261H1ZM12 259V260H11ZM105 259V260H104ZM109 258H107V260H108ZM7 260V261H6ZM84 260V261H83ZM90 260V261H89ZM104 260V261H103ZM83 261V262H82ZM97 261H99V262H97ZM110 260H108V263L109 264H111L110 262H109ZM26 262V263H25ZM82 262V263H81ZM85 263V264H88V263ZM224 262V263H223ZM233 262H234V264H240V262L241 261H230V264H233ZM107 263V264H108ZM216 263H218V264H229V261H225V260H217V262L215 261V263L213 262V264H216ZM57 264V263H56ZM102 264V263H101Z\"/></svg>",
  "mask_w": 264,
  "mask_h": 264
}]
</instances>
